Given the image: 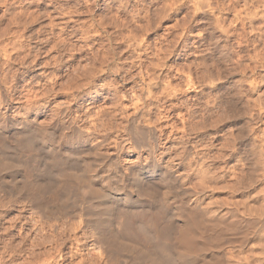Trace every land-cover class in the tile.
Here are the masks:
<instances>
[{"label":"rangeland","instance_id":"374dc122","mask_svg":"<svg viewBox=\"0 0 264 264\" xmlns=\"http://www.w3.org/2000/svg\"><path fill=\"white\" fill-rule=\"evenodd\" d=\"M5 27L8 31L2 35ZM0 32V47L2 48L0 80L3 85L2 90L6 89L4 92L8 95V107L6 108V104L2 103L0 93V105H2L0 114H11L16 100L30 96L33 99L38 94L37 100L40 101L36 105L40 103L42 106L49 105L43 121L45 124L49 118H52L53 111L62 110V108H55L56 102H66L73 115L86 113L84 119L86 124H89L88 126L93 123V120H96L94 123L98 122V125L107 120L105 123L111 121L110 123L117 126L123 119L119 114V109L114 107L117 97L128 94L126 99L128 100L132 96L133 101L124 99L125 104L123 105H128L129 110L133 111L134 105L131 102L137 99L133 97L132 91L137 90V82L141 80V77L150 80L155 75L157 77V74L170 87L164 94L160 93V88L157 90L160 96L155 105L167 108L175 105L178 108H174L173 112H180V110L184 114L188 112L185 114L188 120L190 118L193 121L200 120L206 112H211L207 120L210 119L211 123L223 111H226L221 106L222 99L231 97L232 103L227 108V112L232 111V104H234L235 110L241 113L240 120L230 119L229 126L220 127L216 134H210L213 140L209 136L203 140L200 139L201 136L196 139V144L193 145H196L197 149L194 147L193 151H197L195 152L197 160L185 163L187 167L184 166V169L189 170H183L189 175L185 183L190 186V190L202 193L204 202L212 209L226 207L244 209L246 216L251 217L258 216V213L255 210H249L250 206L263 211L264 0H234V2L233 0H123V2L122 0H0ZM8 53H11V57ZM5 54L8 55L4 56ZM7 57L10 59L8 60ZM101 61L106 63L113 61L126 68L119 77L110 73L102 74L96 81L98 84L104 82L102 79L105 78L107 82H114L118 85L116 88L119 93L115 94L114 88H106L98 94L94 91V87H84L87 81L85 79L91 77L94 68ZM82 67H85V70L88 67L90 71L84 72ZM155 67L157 69L160 67V71L158 70L160 74L158 72L153 76L152 68ZM129 68L130 71L126 72ZM85 91L86 94H84ZM213 98H218L215 103L212 102ZM159 111L158 109L153 110V116H151L159 126L165 124L163 126L165 131L169 132L168 127L173 119L176 121L175 124L179 123L182 127V122L177 117L172 120L171 117L159 118L160 114H157ZM10 123L11 121L8 125ZM239 123L246 133L243 140L244 145L242 143L240 146L237 140L233 141V145L224 150L223 156L219 158L215 156L214 161L205 163L207 156H212L219 150L220 141L225 140L223 137H235ZM14 132L9 126L7 139L0 138V156L11 158L12 161V166H7V169L0 166V264H25L27 260H30L28 264H34L39 257L42 259L47 252L54 251L56 243L60 241H46L51 238H48L50 234L45 230L42 232L41 228L35 225L29 207L24 206V203H28L27 201L31 202V199L27 196L25 199L24 195L30 184L28 177L24 187L17 190L18 192H13V195L10 192L12 183L8 181L19 177L22 179L25 175L23 174L24 164L16 159L15 151L18 153L20 147H23L26 153L31 154L32 152L26 144L19 143L16 139L13 140L12 133ZM67 133L66 129L61 134L66 136ZM201 161L208 170H211V174L219 178L210 180L209 177L202 180ZM237 178L240 179L241 184L239 182L236 184L238 187L236 185L233 187L235 181L236 183L239 181ZM230 185L231 188L236 187L234 191L228 187ZM7 191L10 193H6ZM5 196H16L19 201L7 203L8 197ZM88 202L85 200L82 206L83 216L86 219L89 216L91 225L100 227L104 239H111L110 246L113 247L111 249H116V247V250L119 249L118 252L124 260L123 264H135L140 251L138 241L128 240L117 231L109 217L110 209L89 207ZM4 203L6 207H2ZM260 225L257 224L253 228L254 231L244 243H232L226 246L225 264H264V245L259 244L264 241V225ZM68 246H70L69 242L66 244L67 251ZM41 253L44 254L41 256ZM80 260L81 256L78 255L69 257L67 262L77 264L76 262Z\"/></svg>","mask_w":264,"mask_h":264},{"label":"bare ground","instance_id":"6f19581e","mask_svg":"<svg viewBox=\"0 0 264 264\" xmlns=\"http://www.w3.org/2000/svg\"><path fill=\"white\" fill-rule=\"evenodd\" d=\"M144 2V1H143ZM234 2V0H233ZM236 2V1H235ZM237 3V2H236ZM250 4V3H249ZM233 5V4H232ZM223 8V7H222ZM254 8V7H253ZM83 9V8H82ZM236 10V9H235ZM234 10V11H235ZM256 10V9H255ZM13 12V11H12ZM62 13V12H61ZM164 13V12H163ZM48 15L50 14V12L47 13ZM65 14V13H64ZM100 15V14H99ZM219 15V13H218ZM217 15V16H218ZM13 16V15H12ZM45 16V15H44ZM50 16V15H49ZM52 16V15H51ZM61 16V15H60ZM59 17V15H58ZM225 17V16H224ZM116 18V17H115ZM157 18V17H156ZM53 21V20H52ZM146 22V21H145ZM151 24V23H150ZM131 25V24H130ZM119 26V25H118ZM132 27V26H131ZM6 28V27H5ZM3 30V33H7L8 31V26L7 28ZM2 29V28H1ZM34 31V30H33ZM54 31V30H53ZM95 31V30H94ZM144 31V30H143ZM0 32V33H1ZM140 33V32H139ZM256 34V33H255ZM1 35V36H2ZM3 37V36H2ZM68 37V36H67ZM44 39V38H43ZM130 39V38H129ZM4 41V40H3ZM2 41V42H3ZM216 41V40H215ZM48 42V41H47ZM2 44V43H1ZM168 44V43H167ZM136 46V45H135ZM38 47V46H36ZM46 47V46H45ZM5 48V47H4ZM51 48V47H50ZM53 48V47H52ZM51 48V49H52ZM99 48V47H98ZM2 48L0 47V58H1V50ZM7 49V47H6ZM42 49V48H41ZM48 49V48H47ZM4 50V49H3ZM8 50V49H7ZM35 51V50H34ZM49 51V50H48ZM5 52V50H4ZM8 52V51H7ZM32 52V51H31ZM39 53V52H38ZM45 53V52H44ZM110 54V52H108ZM9 57H11V53H8ZM7 54V55H8ZM32 54V53H31ZM105 54V53H104ZM103 54V55H104ZM6 54L4 56H7ZM40 55V54H39ZM220 55V54H219ZM3 56V57H4ZM21 56V55H20ZM36 56V54H35ZM106 56V55H104ZM110 56V55H109ZM111 56L113 57L114 55L111 54ZM226 56V55H225ZM37 57V56H36ZM107 57V56H106ZM105 57V59H106ZM14 58V57H13ZM35 58V57H34ZM104 58V57H103ZM110 58V57H109ZM114 58V57H113ZM205 58V57H204ZM203 58V59H204ZM227 58V57H226ZM8 59V57H7ZM10 59V58H9ZM8 59V60H9ZM103 59V60H105ZM112 59V58H111ZM110 59V60H111ZM202 59V61H203ZM234 59V58H233ZM2 60V59H0ZM109 60V59H108ZM162 60V59H161ZM32 61V60H31ZM30 61V62H31ZM34 61V60H33ZM115 61V60H114ZM121 61V60H120ZM219 61V60H218ZM35 62V61H34ZM33 62V63H34ZM101 61L99 63V65H97L96 68H94V72L91 75V77H88V79L86 78L85 81L86 83H84V87H94L96 85V81L100 78V75L102 74H113L119 77L120 74H122L124 72V70L126 68L119 66L117 63L111 61V62H103ZM212 62V61H211ZM4 63V62H3ZM32 63V62H31ZM49 63V62H48ZM106 63V64H104ZM36 64V62H35ZM34 64V65H35ZM95 64V62H94ZM234 64V63H233ZM253 64V63H252ZM29 65H31L29 63ZM37 65V64H36ZM254 65V64H253ZM28 66V64H27ZM26 66V67H27ZM159 66V64H158ZM198 66V65H197ZM236 66V65H235ZM1 67V66H0ZM81 67V66H80ZM89 67V66H88ZM88 67L83 68V70H85L84 72L90 71L88 69ZM249 67V66H248ZM45 68V67H44ZM232 68V67H231ZM149 69V68H148ZM151 69V67H150ZM149 69V70H150ZM160 69V67H159ZM157 69V67L152 68V72H153V76L155 74H157L160 70ZM237 69V68H236ZM4 70V69H3ZM45 70V69H44ZM128 70L130 71V68L127 69L126 72H128ZM145 70V69H144ZM148 70V71H149ZM159 70V71H158ZM244 70V69H243ZM79 71V70H78ZM45 72V71H44ZM43 72V73H44ZM82 72V71H81ZM79 73V72H78ZM186 73V72H185ZM109 74V75H110ZM126 74V73H125ZM160 74V72H159ZM55 75V74H54ZM83 75V74H82ZM87 74H85L86 76ZM89 75V76H90ZM112 75V76H113ZM151 75V74H150ZM218 75V74H217ZM84 76V77H85ZM156 76V75H155ZM154 76V77H155ZM77 77V76H76ZM80 77V76H79ZM152 77V76H151ZM151 78L150 80H147L146 78H142L141 80H139L137 82V90L132 91L133 93V97L135 99H137V101L135 102H131L132 105H134L133 111L129 110L130 108L128 107V105H123L124 103V99L126 100L128 98V94H123L121 97H117L116 103L114 107H116V109H119V114L122 115L123 119L122 122H120L117 126L113 125L114 123H105L107 120L105 118V122L101 123V124H97L98 122L94 123L95 121L93 120V123L90 124V128H94L96 129V132H89L88 135H95V136H99L102 133L108 136H112L115 137V133L117 131H120V129H124V132H127V130L129 128H131L133 126V122L134 121H142L141 127L143 129L148 130V132H155L157 136L161 137L163 140H166L167 143L165 144L166 148L169 147H175V146H181V145H187V147L184 149V156L185 159L189 162H192L196 159V154L195 152L197 151H193V148L196 146H194L193 144H196V139L198 137H202L200 139H204L205 137L209 136L210 134H216L219 130L220 127H226L228 125V123H230V119H234L235 121H239L240 120V111L235 110L236 107L234 104H232L233 108L232 111H228L227 110L224 112H222V114L220 116H218L214 121H211L210 123V119L209 121L208 118L211 115V112H206L205 115H203L204 117H201V119L199 120H191L190 116H188L190 119L188 120V118L185 117V114L187 113H181L180 112H173L175 105L171 106L169 108L167 107H161L162 105H155L156 101L159 98V94H164L168 92V88L170 86L167 85L166 82L163 81L162 78H160L157 74V77L155 78ZM150 78V77H149ZM105 79V78H104ZM102 79L104 82L106 81V79L104 80ZM213 79V78H212ZM111 80V79H110ZM84 81V79H83ZM107 82V81H106ZM110 82V81H109ZM183 82V81H182ZM8 83V82H7ZM166 83V84H165ZM19 84V83H18ZM163 84V85H162ZM170 84V83H169ZM73 85V84H72ZM75 85V84H74ZM83 85V84H82ZM50 86V85H49ZM2 82L0 80V93H1V98H2V103L4 102L6 104V108L8 107V95L2 90L3 88ZM23 87V86H22ZM172 87V86H171ZM73 88V87H72ZM81 88V87H80ZM161 90H160V89ZM78 89V88H77ZM82 89V88H81ZM136 89V88H135ZM160 90V93L158 94L157 90ZM178 89V88H177ZM85 90V89H84ZM108 90V89H107ZM115 90V94L119 93V91L117 90V88H114ZM134 90V89H133ZM10 91V90H9ZM8 91V92H9ZM12 91V90H11ZM10 91V92H11ZM32 91V90H31ZM45 91V90H44ZM48 91V90H47ZM78 91V90H77ZM106 91V90H105ZM167 91V92H166ZM172 91V90H170ZM169 91V92H170ZM7 92V91H6ZM9 92V93H10ZM46 92V91H45ZM103 92V91H102ZM87 92L85 91L84 94H86ZM29 94V93H28ZM27 94V95H28ZM35 94V93H34ZM47 94V93H46ZM226 94V93H225ZM230 95L232 93H229ZM45 95V94H43ZM166 95V94H165ZM10 96V95H9ZM12 96V93H11ZM10 96V97H11ZM42 96V95H40ZM39 96V97H40ZM164 96V95H163ZM169 96V95H167ZM166 96V97H167ZM31 97V96H30ZM23 97L19 99V101L16 100L15 105L12 106V109L14 108L13 112L11 114H6L3 113L2 115H0V138H5L7 139V135H8V128L9 126L12 128L14 132V134L12 133V137L13 140L16 139L19 141V143H23L24 145L26 144V146L29 148L30 151H34L35 150V138L38 137L39 135L42 134V129L37 128L35 130H33L32 132H27L22 130L19 125L15 124V110L23 107L28 109L29 111L32 109V107L34 105H36V103L39 101L37 100L38 98V94H36L33 99L32 97ZM165 97V96H164ZM208 97V96H207ZM19 98V97H18ZM17 98V99H18ZM41 98V97H40ZM119 98V99H118ZM132 96L126 100V101H131ZM171 98V97H170ZM121 99V100H120ZM162 99V98H161ZM165 99V98H164ZM249 99V98H248ZM256 99V98H255ZM168 100V99H167ZM133 101V100H132ZM160 101V100H159ZM208 101V100H207ZM70 102V101H69ZM162 102V101H161ZM249 102V101H248ZM158 103V101H157ZM166 103V102H165ZM183 103V102H182ZM162 104V103H160ZM164 104V103H163ZM39 105L42 106V104L40 103ZM103 105V104H102ZM113 105V104H112ZM179 105V104H177ZM176 105V106H177ZM205 105V104H203ZM131 106V104H130ZM248 106V105H247ZM202 107V106H201ZM219 107V106H218ZM230 107V106H229ZM113 108V107H112ZM178 108V107H177ZM176 108V109H177ZM180 108V106H179ZM209 108V107H208ZM211 108V107H210ZM213 108V107H212ZM115 109V110H116ZM158 109L160 110L159 113L157 112V114H160V117L162 119V117L164 118H169L172 120L173 118L177 117L181 122H182V127L181 124H175L176 121L173 119L172 122H170V128L168 127L169 132L165 131L164 129V125L162 124V126L158 124V122L156 120L152 119V114H153V110ZM194 109V108H193ZM196 109V108H195ZM194 109V110H195ZM204 109V108H203ZM5 110V109H4ZM63 110V109H62ZM62 110H58L59 112H63ZM220 110V109H219ZM239 110V109H238ZM70 111V109H69ZM118 112V110H116ZM114 111V112H116ZM131 111V112H130ZM187 111V110H186ZM207 111V110H206ZM209 111V110H208ZM211 111V110H210ZM112 112V111H111ZM116 112V113H117ZM183 112V111H182ZM192 112V111H191ZM232 112V113H231ZM100 113V112H99ZM173 113V114H172ZM213 113V111H212ZM104 115V113H102ZM113 114V113H112ZM118 114V113H117ZM191 114V113H190ZM201 114V113H200ZM215 114V113H214ZM91 115V114H90ZM110 115V113H109ZM108 115V116H109ZM152 115V116H151ZM200 118V115L197 114ZM217 115V114H216ZM107 116V117H108ZM113 116V115H112ZM192 116H194L192 114ZM254 116V115H253ZM89 117V116H88ZM100 117V116H98ZM114 117V116H113ZM121 117V118H122ZM158 117V116H155ZM196 117V115H195ZM212 117V116H211ZM216 117V116H215ZM110 118V117H109ZM154 118V117H153ZM50 119V118H49ZM157 119V118H156ZM196 119V118H195ZM101 120V119H100ZM114 120V119H112ZM213 120V119H212ZM231 120V121H232ZM9 121H11L10 125H8ZM98 121V120H97ZM104 121V120H103ZM209 122V123H208ZM47 123V122H46ZM169 124V122H168ZM235 124V123H234ZM240 124V123H239ZM238 124L237 127V132L235 137L230 136V138L226 137L224 138L223 136V142H221V144H219V150H217V152H215V154H213L212 156H207L208 158H206L205 163H210L213 159H215V156L217 158H219L220 156L224 155V150H226L228 148V146H232L233 145V141L236 142V140L239 142V145L241 146L242 143L244 145L243 140L245 139V129L244 127L240 124ZM89 125V124H88ZM167 125V124H166ZM207 125H214L211 127H204ZM154 126V127H153ZM229 126V125H228ZM166 127V126H165ZM167 128V127H166ZM229 128V127H228ZM180 129V130H179ZM202 129V130H200ZM257 130V129H256ZM134 131H136L138 134L144 135V133L141 132V128L137 127L134 129ZM223 131V130H222ZM11 132V131H10ZM230 132V130H229ZM226 133V132H225ZM234 133V132H233ZM52 135H55V133H51ZM124 134V133H121ZM219 134V133H218ZM62 135V134H61ZM226 135V134H225ZM234 135V134H233ZM212 137V136H211ZM210 137V139H211ZM9 138V137H8ZM146 139H150V135L145 136ZM11 139V136H10ZM199 139V138H198ZM15 140V141H16ZM190 140H192V142L194 143H190ZM213 140V138L211 139ZM221 140V139H220ZM5 141V140H3ZM205 141H208L205 139ZM200 142V141H199ZM204 142V141H201ZM211 142V141H210ZM215 142V141H214ZM218 142V141H217ZM198 143V142H197ZM192 144V145H191ZM207 144V142H206ZM235 144V143H234ZM263 144V143H262ZM26 147V148H27ZM215 148L217 146H214ZM221 147V148H220ZM10 148V147H8ZM12 148V147H11ZM14 148V146H13ZM12 148V149H13ZM196 148V147H195ZM202 148V147H201ZM234 148V147H232ZM15 149V148H14ZM19 149V148H18ZM20 147V149L18 150L19 152L15 154H17V160L19 162H21L22 164H24V159L25 157H27L30 153H26L25 149ZM197 149V148H196ZM11 150V149H10ZM10 150L8 152H10ZM215 150V151H216ZM12 151V150H11ZM27 151V150H26ZM177 151H179V147H177ZM221 151V152H220ZM31 152V153H32ZM220 152V154L217 156V154ZM227 152V151H226ZM229 152V151H228ZM233 153V152H232ZM147 154V153H145ZM208 154V153H207ZM212 154V153H211ZM229 154V153H228ZM227 154V155H228ZM226 155V156H227ZM12 156V155H10ZM206 157V154H205ZM7 157H2L0 156V166H4L7 169V166L9 167V165L12 166V161L10 159H6ZM169 158V156L166 154L164 157V160L167 161V159ZM203 159V158H202ZM217 160V159H216ZM214 161V160H213ZM202 162V161H201ZM220 162V161H219ZM14 163V162H13ZM194 163V162H193ZM204 162H202L203 165ZM214 163V162H213ZM15 164V163H14ZM192 164V163H191ZM188 165V164H187ZM195 165V164H194ZM185 163L181 164L180 167L178 168L179 172H183V170L185 171L186 169H184ZM190 166V164H189ZM22 167V166H21ZM187 167V166H186ZM201 171L203 172L202 176L203 179L205 180L206 178L210 177V180L212 179H217L219 178L217 175L215 176V174H211V170H208L207 166L205 167L204 165L201 166ZM9 169V168H8ZM13 169V168H11ZM3 170V169H2ZM16 170V169H15ZM20 170V169H19ZM200 170V169H199ZM198 170V171H199ZM215 170V169H214ZM110 171H112L110 169ZM189 171V170H186ZM245 171V170H244ZM8 172V171H7ZM13 172V171H12ZM18 172V169H17ZM234 172V171H233ZM11 173V171H10ZM15 174V172H13ZM188 173V172H187ZM214 173V172H213ZM243 173V172H242ZM9 174V173H8ZM18 174V173H17ZM23 174H25L24 176H22V179L19 177L18 179L13 178V180H9L8 183H12L11 184V189L10 192L12 193V195L14 194L13 192H18L17 190H19L20 188L24 187L25 182H26V178L28 177V180H30V184L28 186V189L26 190V194L25 195V199L26 196L31 199V202L27 201L28 203H24V206L29 207L30 213L34 219V223L35 225H38L41 228V231L45 230V232L47 231L48 234V238L51 237L49 240L46 241H60L58 243H56L57 245L54 247L55 250L50 251V252H44L46 253L45 257L40 259L39 255H37L39 257L38 260L35 261L34 264H68L67 259L69 257H74V256H81V262H76L77 264H123L124 260L122 259L123 257L120 255V253L118 252L117 247L116 249H111L113 247L110 246V243L112 242L110 238L104 239L103 237V233L100 229V227L98 225H91L92 228L89 227L88 225V219H86L83 216V208L82 206L85 204V200H88V205L89 207H100L101 209H107L105 207H103L98 201H96V194H95V188L94 185L91 183L90 179L87 178V175L85 172L83 171H67L61 174H58L57 176H50L47 180H41V181H36L34 180L31 176L27 175L25 172V169H23ZM192 174V173H191ZM201 174V172H200ZM251 176L252 173L250 172ZM256 174V173H255ZM233 175V174H232ZM231 175V176H232ZM10 176V174H9ZM189 176V175H188ZM187 176V177H188ZM230 176V174H229ZM243 176V175H242ZM241 176V177H242ZM248 176V175H247ZM6 177V176H4ZM3 177V178H4ZM228 177V176H227ZM233 177V176H232ZM11 178V177H10ZM121 177H113V179H120ZM244 178V177H243ZM246 178V176H245ZM239 179V178H237ZM249 179V178H248ZM27 180V182H28ZM236 180V179H235ZM244 180V179H243ZM233 181V180H232ZM218 182V181H217ZM239 181H235V184H239ZM245 182H247L245 180ZM244 183V182H243ZM248 183V182H247ZM231 184V183H229ZM241 184V182H240ZM245 184V183H244ZM224 186V185H223ZM252 186V185H251ZM230 187V189L232 191L235 190L236 187H238L236 185L235 188H231V185L228 186ZM227 187V188H228ZM247 187V186H246ZM221 188V187H220ZM223 188V187H222ZM191 189V188H190ZM216 189V188H214ZM196 190V189H195ZM199 190V189H198ZM230 190V192H232ZM22 191V190H21ZM254 191V190H253ZM9 191H7L6 193H10ZM47 192V194H46ZM5 193V195H6ZM16 194V193H15ZM232 194V193H231ZM257 194V193H256ZM8 195V194H7ZM167 195V194H165ZM1 196V195H0ZM242 196V195H241ZM4 197V196H3ZM6 197V196H5ZM8 197V196H7ZM6 197V198H7ZM9 197H12L9 199ZM8 197V201L7 203H13L14 201H19V199L17 200L16 196H9ZM18 197V196H17ZM5 199V198H4ZM20 199L22 200L23 198L20 197ZM28 199V200H29ZM247 199V198H246ZM5 201V200H4ZM2 201V202H4ZM23 201V200H22ZM235 201V200H234ZM249 202V201H248ZM6 203V201H5ZM5 203L2 204L4 207ZM19 203V202H18ZM236 203V202H235ZM251 204V203H250ZM209 205V204H208ZM253 206V205H252ZM6 207V206H5ZM26 207V208H27ZM239 208V207H238ZM244 208V207H243ZM248 208V207H246ZM245 208V209H246ZM4 209V208H3ZM210 209H212L210 207ZM28 210V211H29ZM214 210V209H213ZM244 210V209H243ZM239 210V209H235V208H222L219 209V211L216 213L215 216L213 217H209V218H204L202 216L199 215H193L192 219L190 221L191 224V228L192 231L194 233H198V236L196 237L197 240V244L198 246L195 248V253L197 256L202 258L203 264H225L226 258H225V248L227 245L230 244H236V243H244L249 236L252 234V232L254 231V227L257 224H262V226L264 225V209H262L263 211H260L259 208L257 207H249V210H255L258 213V216H246V212L245 210ZM253 214V213H252ZM15 216V215H14ZM31 217V218H32ZM30 221V220H29ZM34 225V224H33ZM94 226V227H93ZM115 227V226H114ZM261 227V225H260ZM37 228V227H35ZM39 229V228H38ZM264 229V228H263ZM38 231V230H37ZM40 231V229H39ZM40 231V232H41ZM42 231V232H43ZM261 231V230H260ZM262 232V231H261ZM259 233V232H258ZM28 234V233H27ZM40 234V233H39ZM36 234V235H39ZM42 234V233H41ZM40 234V235H41ZM46 234V233H45ZM110 234V233H109ZM123 236L126 237V239L128 238V240H132L131 238H129L128 236L122 234ZM43 236V234H42ZM41 236V237H42ZM46 236V235H44ZM37 237V236H36ZM47 237V236H46ZM45 237V239H46ZM35 238V237H34ZM33 239V238H32ZM39 239V236H38ZM37 239V240H38ZM142 239L147 241L150 239V234L147 232L143 233ZM33 241V240H32ZM40 242V240H38ZM259 241V239H258ZM42 242V241H41ZM67 242L70 243V246H68V251L66 250V244ZM35 243V242H34ZM43 243V242H42ZM39 244V243H38ZM260 245L263 244L264 245V241H261L259 243ZM37 246V245H36ZM51 246V245H50ZM54 246V245H53ZM113 246V245H112ZM13 247V246H12ZM11 247V250H13V248ZM31 247V246H30ZM35 246H33L34 248ZM40 247V246H39ZM44 247V246H43ZM49 247V245H48ZM29 248V247H28ZM257 248V247H256ZM10 249V248H9ZM21 249V247H20ZM23 249V248H22ZM39 249V248H38ZM48 249V248H47ZM228 249V248H227ZM254 250V249H252ZM251 250V251H252ZM264 250V249H263ZM18 251V250H16ZM15 251V252H16ZM30 251V250H29ZM40 251V250H38ZM87 251L86 253H83ZM11 252V251H10ZM14 252V253H15ZM25 252V251H24ZM33 252V251H32ZM43 252V251H42ZM253 252V251H252ZM261 252V251H260ZM30 253V252H29ZM28 253V254H29ZM43 253V254H44ZM117 253V254H116ZM230 253V252H229ZM35 254V253H33ZM33 254H31L33 256ZM38 254V253H37ZM41 253V256L43 255ZM116 254V255H115ZM30 255V257H31ZM30 257H28L30 259ZM36 257V258H38ZM33 258V257H32ZM34 259V258H33ZM31 259V260H33ZM71 259V258H70ZM73 259V258H72ZM238 259V258H237ZM3 260V259H2ZM35 260V259H34ZM79 260V259H78ZM77 260V261H78ZM28 261V260H27ZM26 263L28 264L30 262V260ZM72 261V260H71ZM251 261V260H250ZM24 262V261H23ZM34 262V261H33ZM25 263V262H24ZM25 263V264H26ZM32 263V262H31ZM74 264V263H72ZM246 264V263H244ZM251 264V263H250Z\"/></svg>","mask_w":264,"mask_h":264},{"label":"clouds","instance_id":"9594fccd","mask_svg":"<svg viewBox=\"0 0 264 264\" xmlns=\"http://www.w3.org/2000/svg\"><path fill=\"white\" fill-rule=\"evenodd\" d=\"M116 87L114 82H100L94 91L99 94ZM231 103V97H224L221 106L227 110ZM48 107L15 110V124L22 130L42 129L35 138V150L24 159L26 174L41 181L70 170L85 172L94 185L96 201L110 209L117 231L138 241L135 264H203L195 253L198 233L192 231L190 221L194 214L213 217L219 209H210L203 194L186 185L188 173L178 171L188 163L187 145L166 148L167 141L143 129L142 121H134L127 132L120 129L115 137L88 135L96 129L86 124V113L73 115L66 102H56L55 108L63 112L53 111L45 124ZM137 127L144 135L134 131ZM66 129L67 135L62 136ZM148 135L150 139L145 138ZM88 225L92 228L89 216ZM144 232L150 234L147 241L142 239Z\"/></svg>","mask_w":264,"mask_h":264}]
</instances>
